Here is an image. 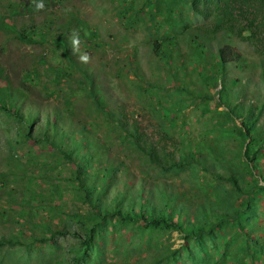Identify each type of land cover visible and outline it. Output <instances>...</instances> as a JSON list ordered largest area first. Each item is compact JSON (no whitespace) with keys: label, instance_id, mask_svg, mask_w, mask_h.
I'll return each mask as SVG.
<instances>
[{"label":"rangeland","instance_id":"1","mask_svg":"<svg viewBox=\"0 0 264 264\" xmlns=\"http://www.w3.org/2000/svg\"><path fill=\"white\" fill-rule=\"evenodd\" d=\"M84 1L87 2L76 8L70 7L74 9L55 12V24L52 25L43 21L48 11L40 9L38 12H24L20 9L24 8V4L34 8L32 0H0V14L11 25L21 31L37 28L44 36V41L40 37L41 42L27 44L19 41L15 34L0 32V88H11L18 109L14 110L11 107H16L9 106L12 112L19 114V117H10L0 111V174L5 175L8 180L7 187L0 184V241L4 242L0 245V264H60L61 260L64 264H149L155 254H166L168 257L175 250L186 252L180 255L177 264L261 263L264 260L262 255L255 258L257 251L230 224L215 233V240L209 238L208 241L198 242L192 237H186L184 233L166 228L111 219L94 234L96 244L87 251V256L83 255L82 240L86 236L84 220L90 206L66 192L63 194V201L48 197L52 186L62 183L63 178L76 169L75 163H69L65 168V161L61 160L59 163L55 160L56 157L63 158L64 154H58L51 143L62 146L65 150L81 144L79 162L95 183L115 165L118 176L128 179V185L138 183L140 178V182L148 186L153 179L170 182L177 180V184H182L181 187L177 185V188L188 190L190 187L198 200L212 191L216 192L219 185L224 190H231L232 186L226 180L214 182L215 188L197 190L196 183H201L202 177L191 175L186 168L176 169L175 172H161L143 164L137 148L119 141V136L134 132V127L138 126L142 138L158 141L159 147H165L170 154L180 158L185 144L183 134H186L187 137L200 139L202 157L215 162L213 167L206 163L209 167L208 179H211L219 162H225L227 168L217 170L225 178L235 172L241 183L249 180V176L245 178L246 175H241L246 169L243 162L244 149L239 147L236 136L231 133L216 134V124H209V114L202 115L197 107L191 105L192 95L188 93L217 94L221 90L219 82L218 88L207 86L201 72L204 59L211 58V54H216L225 45H231L242 54L240 68H236L235 63L229 67L226 89L228 97L245 109H252L257 117L253 134L257 138H264V59L251 44L226 33L211 36L203 31L201 28L205 20L191 11L190 0H166L177 1L179 8H160L153 10L152 15H148L149 11L140 9L145 0ZM13 4L16 5L12 6ZM129 6L139 8L140 14L132 11L124 15L123 9ZM13 9L19 13L13 14ZM170 10L176 14L182 12V21L175 20ZM75 17H79L87 28L98 30L100 38L96 40L98 50L87 52L85 49L93 43L88 40H84V49L83 44L79 43L76 53L70 48L76 63V73L75 82L66 84V80L62 83L58 77L61 82H57L55 77L64 73V69L68 68L66 66H72L65 57L56 55H63V49L55 47L52 38L67 28L72 29ZM168 21L170 24L171 21L174 22L172 28L167 24ZM186 23L190 25L189 29H184ZM73 26L76 27L75 24ZM165 37L170 41L174 40L168 50L169 58L156 54L158 45ZM83 54L89 56L87 63L77 59ZM198 55L200 61L196 63ZM84 72L92 74L99 88L105 90L99 103L122 115L127 130L118 128L115 121L108 120L107 114L94 105L88 84L79 82L83 79ZM234 81L237 84H233ZM150 85L157 87L151 88ZM158 100H166V106L181 108L187 123L179 121V129L173 128L162 117L160 107L156 106ZM216 100L209 102L211 112L221 114L226 109L217 107ZM30 115L36 118V123L30 131V137L26 139L29 129L22 120L26 121ZM54 123L58 124V134H61L58 137H55L52 130L51 124ZM235 124L240 126L242 120L237 118ZM232 125L234 124L229 122V126ZM216 137L219 141L214 147L211 139ZM216 155L221 158L220 161L216 159ZM254 165L253 172H262L263 178L264 157L259 156L256 162L251 163V166ZM44 172L52 179L47 181L43 178ZM33 173L36 178L27 180ZM180 179H185L186 183H180ZM260 185L264 186V182H260ZM9 189H14L12 195L15 203L12 204ZM31 189L42 195L30 198ZM126 189L123 184L115 189L113 186L109 187L106 192L109 197H113L117 190ZM199 192L204 195L200 196ZM232 195L233 192L221 193L219 199L224 200L228 196L230 200L226 202L229 204L226 206H233L236 199L233 200ZM257 198L252 201V214H256V217L252 219V226L247 231L259 238V242H263L264 194ZM210 200H216L214 195ZM237 200L242 202L244 197L240 196ZM53 205H60L58 211L62 210L70 216L59 212L51 213L48 207ZM34 206L47 208L49 216L54 217L53 224L62 230L69 229L70 234L63 236L57 233L53 236L46 230L37 229L36 233L40 238L50 236L49 239L32 250L22 245L13 246L8 239H11L12 233L16 238L19 237L22 225L18 219L23 217L24 221L28 220L30 217L28 214L25 217V212H29ZM75 212L83 218L73 221L71 215ZM42 216H48L47 210ZM65 218L69 223L62 222Z\"/></svg>","mask_w":264,"mask_h":264},{"label":"trees","instance_id":"2","mask_svg":"<svg viewBox=\"0 0 264 264\" xmlns=\"http://www.w3.org/2000/svg\"><path fill=\"white\" fill-rule=\"evenodd\" d=\"M189 2L191 11L202 16L205 20L201 28L203 31L211 36H215L218 33L236 36L240 40L251 44L255 51L264 59V0H190ZM15 5L16 4H13L12 6ZM160 8H179V4L177 1L145 0L140 9L149 11L148 15H152L153 10ZM9 9L10 8H8V10ZM132 11L140 14L139 8L133 6H129L127 9L124 8L123 14L125 15ZM169 12L172 13L175 20L182 21L180 20L182 12L177 14L175 11L172 12V10ZM14 13H16V9H14ZM171 22L174 25V22ZM167 24L172 28L173 25L170 24L169 21ZM187 24L188 23L184 24V29L190 28V25ZM0 31L15 34L17 39L22 43L37 44L41 42V40H39L40 37H42L44 41V36L37 28H26L21 31L11 25L8 19L2 17L1 14ZM52 39V43L55 47L58 49L63 47V55H56L65 57L73 68L72 69L70 65L66 66L68 68L64 69L65 72L57 74L56 77H59L62 81L66 80V84L74 83L76 63L74 62L75 60L69 50L66 39L63 35L55 36ZM167 41H170V39L165 37L164 41L158 45L156 51V54H160L162 58L170 57V52L168 50L169 47L174 44V40L170 42ZM202 52L204 53L205 50H202ZM198 57L199 55L195 59L196 63H199L198 60L200 61ZM241 58L242 54L231 45H225L219 48L216 54H211V58L208 57L204 59V67L201 76L204 78L207 86L218 88L217 83L219 82L222 85L221 90H219L217 94L202 92L199 94L188 93L192 95L191 105L197 107L202 115L209 114V124H216L214 126L216 134L231 133L236 136L239 141V147L241 150L242 148L244 149L243 162L246 165V169L241 175H246L244 176L245 178L249 176V180L246 179L241 183L239 178L236 177L238 174L235 172H231L232 176L225 178L217 171L227 168L225 162H219V165L213 170L211 179H208L210 175L207 176L209 167L206 166V163L213 167L215 162L202 157L203 148L200 144L201 140L198 138L187 137L186 134H183L185 140L183 156L177 158L174 154H170L165 147H159L158 141L142 138L141 129L138 126L134 127V132L119 136V141L121 143H129L138 149L140 154L139 158L145 165H149L161 172H175L176 169L184 170V168L189 169L191 175L202 177V182L196 183L197 190L202 189L206 191L215 188V186H213L214 182L218 183V181L224 180L230 183L232 186L231 190H224L222 189L223 187L219 185L216 192L212 191L210 194L205 195V198L198 200L194 194H192L190 187H188V190H180L177 188V185H179V187L182 185L177 184V180L170 182L156 181L153 179L152 183L148 186L146 183H141L140 178L138 183L128 185V179H121L118 176V170L115 165L111 166L107 173H103V176L95 183L91 177L87 176L86 172L83 170L84 166L79 162L78 154L82 151L81 144L73 146L70 150H65L62 146L51 143L52 146L56 147L55 150H57L58 154H64L63 158L60 156L61 159L56 157L55 160L59 163L61 160L65 161V168L67 164L75 163L76 169L73 171L71 170L69 176L63 178L62 183H55L48 197H50L51 200L60 199L63 201V194L66 192L81 200L82 203H88L90 206L89 210L85 213L86 219L84 222L86 226L84 227V231L86 232V236L82 240L84 248L81 249L83 255L87 256V251L96 244L97 240L94 238V234H96L107 221L110 222L111 219H116L119 222L136 223L145 226L149 225L151 227L166 228L180 234L184 233L186 237H192L198 242L208 241L209 238L215 240V233L219 232L226 224H230L236 228V232L240 236L246 238L247 243L253 246V250L257 251L254 257L256 258L262 255L264 258V241L259 242V238L250 235L247 231L250 230L252 226V219L256 217V214H252V201L258 199L257 197L259 195L264 194V186L260 185V182H264L262 172H253L255 165L251 166V163L256 162L259 156L264 157V138H257L253 134L257 117L252 109H245L240 104L232 102L226 90L227 80L229 81V67L232 63H235L236 68H240L242 63ZM209 69H212V71L209 72ZM209 74L212 76H209ZM79 82H86L88 84V87H86L91 90L90 95L94 98V105L97 109L105 112L108 120L111 122L115 121L118 128L127 130L122 120V115L110 111L103 104L99 103V101H102L101 99L103 98L105 90L99 88V84L93 78V75L84 72L83 79L79 80ZM232 83L237 84L236 81ZM150 87L156 88L157 86L150 85ZM180 89H183V87ZM12 93L13 91L10 87L5 86L0 88V111H4L10 117H19L18 112H12L10 109V106L16 107H11L14 110L18 109V106L14 103L16 99ZM217 95L218 99L216 100ZM152 96L153 94L150 95V97ZM214 99L216 100L217 107H224L226 109L221 114H214L211 112L212 107L209 102ZM156 102V106L160 107L159 110L162 112V117L168 124L173 126V128L179 129V126H177L179 121L187 123L181 108L166 106L164 103L167 102L166 100H158ZM175 113H177V115ZM219 117H223V119ZM237 118L242 120L240 126L235 124ZM22 121L26 128L29 129L26 136L27 139L30 137V131L36 123V118L30 115L26 121ZM229 122L234 125L230 127ZM51 125L55 137L60 136L61 134H58V124L54 123ZM211 140H213V146L215 147L219 141L218 137ZM216 159L220 161L221 158L216 155ZM42 174V177L47 181L52 179L50 176H46L45 172ZM144 174H147V172H144ZM35 178V173H33L27 177V180H33ZM183 181L186 183L185 179ZM183 181L180 179V183ZM0 184L5 187L8 185V180L3 174H0ZM123 184L127 187L126 191L117 190V193L113 197L107 195L106 191L109 187L113 186L115 189L117 186L121 187ZM12 191H14V189L8 190L11 204L15 203L13 201ZM30 191H32L30 198L42 195L35 189H31ZM228 192H233L234 195H232L231 198L233 200L236 199L233 206L231 205L229 207L226 206L229 205L226 204V202L230 200L228 196L224 200L219 199L221 193L227 194ZM199 193L200 196L204 195L203 192ZM212 195L216 198L215 201L210 200ZM240 196L244 197L242 202L237 200ZM59 207L60 205H53L48 207V209L51 210V213L59 212L64 216H70V214L64 213L62 210L58 211ZM48 209L34 206L29 212H25L24 216L26 217L28 214L30 218L26 221L23 220V217L18 219L22 225L19 230V237L16 238L12 233L11 239H8V241L13 246L22 245L28 250H32L50 237L44 236L40 238L36 233L37 229L40 231L46 230L53 236L57 233L63 236L70 234L69 229L66 228L62 230V228L53 224L54 217L49 216ZM45 210L48 212L46 218L42 216ZM37 216H40L42 219ZM71 218L75 221L76 218L82 219L83 217L75 212L71 215ZM62 222L69 223L66 218L63 219ZM26 231L29 232L28 235ZM73 234L80 239L76 233ZM2 243L4 242L0 241V245H2ZM183 253L186 252L175 250L172 255L168 257L166 254H155L152 262L149 264H177V259H180V255ZM59 263L64 264L63 260ZM255 264H264V260L261 263L256 262Z\"/></svg>","mask_w":264,"mask_h":264},{"label":"clouds","instance_id":"3","mask_svg":"<svg viewBox=\"0 0 264 264\" xmlns=\"http://www.w3.org/2000/svg\"><path fill=\"white\" fill-rule=\"evenodd\" d=\"M84 2V0H32V4L34 6V8L32 6H28L27 4H24L23 7L24 8H20L22 11H26V12H32V11H36L38 12V10L40 9H44L46 11H48L49 13L46 15V17L43 19V21L47 24H55V19H54V13L57 11H64L66 12L69 9H74V8H70V7H77V5H80ZM93 5L95 6V3L93 2ZM13 14H18L19 11L16 10V13H14V9L12 10ZM72 12H70L71 14ZM73 24H75L76 27L73 26ZM73 24H72V29L67 28L64 31H61V33L57 34L56 36L59 35H63L66 39L67 45L70 48H72L73 53H76L78 51L79 48V43L83 44V49H84V45L85 42L84 40H88L89 42H93L90 43V46L88 48H86L85 50L87 52H91L92 50H98V43L96 42V40H99L100 36L99 34H97V31H94L90 28H87L86 25L80 21L79 17H75L73 19ZM61 29V28H59ZM1 32V31H0ZM5 32V31H3ZM9 33V32H7ZM69 36H71L69 38ZM55 37V36H53ZM70 40V41H69ZM71 42V43H70ZM97 45V46H96ZM63 49V47H60ZM77 59L82 62V63H87L89 61V56L87 54H83V55H79L77 57ZM75 62V61H74ZM55 80L57 82H61V80H59L57 77H55ZM63 83V81H62ZM106 108L107 106L104 105Z\"/></svg>","mask_w":264,"mask_h":264}]
</instances>
